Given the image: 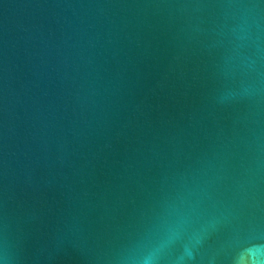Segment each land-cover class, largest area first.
I'll return each mask as SVG.
<instances>
[{"label":"water","instance_id":"obj_1","mask_svg":"<svg viewBox=\"0 0 264 264\" xmlns=\"http://www.w3.org/2000/svg\"><path fill=\"white\" fill-rule=\"evenodd\" d=\"M0 264H264V0H0Z\"/></svg>","mask_w":264,"mask_h":264}]
</instances>
